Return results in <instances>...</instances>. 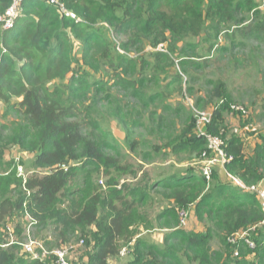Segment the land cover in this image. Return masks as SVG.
Masks as SVG:
<instances>
[{"label":"trees","instance_id":"1","mask_svg":"<svg viewBox=\"0 0 264 264\" xmlns=\"http://www.w3.org/2000/svg\"><path fill=\"white\" fill-rule=\"evenodd\" d=\"M61 1L80 21L61 16L45 2L28 0L14 28L0 29V102L6 108L4 117L18 114L21 118L10 128L0 127V169L12 168L0 173V264L56 262L53 254L39 260L28 255V259L21 253L19 241L11 240L10 224L13 235L22 234L23 226L16 221L20 214L30 215L37 221L35 227L50 232L43 240L49 252L74 242L91 247L81 264H111L127 246L131 248V264H264V211L258 195L233 181L211 183L202 169L187 167L153 179L134 165L114 160L104 152V134L86 133L92 126L86 116H92L93 111L78 98V94L92 92L96 84L89 81L93 78L90 72L102 70L100 67L114 71L116 86L132 88L133 97H142L144 74L151 70L165 73L178 47L204 32L218 36L236 27L246 38L261 37L264 11H258L260 4L256 0ZM9 6L10 0H0V16ZM252 13L255 20L240 28ZM100 24H107L110 30L98 28ZM109 31L124 53L111 41ZM75 40L83 44L82 62L74 56ZM147 47L153 50L148 54L153 63L141 59L142 55L133 58L127 54H140ZM81 64L83 70L90 71L77 77L74 70ZM136 72L134 78L142 77L135 79L134 86L127 76ZM208 93L210 102L217 104L206 130L227 139L226 154L233 157L223 168L227 179L232 176L247 187L258 186L264 180V136L253 151H246L237 136L228 139L226 113L231 98L220 81ZM93 100L99 98L94 96ZM196 119L187 116L181 131L167 125L171 142L154 146L144 158L150 160L153 151H165L184 154L191 161L196 154L210 152L207 139L196 131ZM126 144L131 152L138 150V141ZM14 147L33 155L31 171L35 173L26 183L17 176L15 158L7 161ZM100 163H111L123 176L138 180L119 184L114 178L104 190L93 183V173L86 171ZM105 173L112 174L110 170ZM212 178L215 181L218 175L212 174ZM155 189L164 190L162 194L172 202L159 215V220H166L162 228L169 233L161 245L138 239L133 246L138 235L133 226L141 222L148 227V219L140 217L139 208L153 198ZM192 207L198 221L208 225L204 232L179 229V213ZM244 231L251 232L256 243L252 250L244 241L236 246L228 243L229 237ZM215 242L221 245L220 250L213 248ZM236 248L239 256H234Z\"/></svg>","mask_w":264,"mask_h":264},{"label":"rangeland","instance_id":"2","mask_svg":"<svg viewBox=\"0 0 264 264\" xmlns=\"http://www.w3.org/2000/svg\"><path fill=\"white\" fill-rule=\"evenodd\" d=\"M256 1L262 7L258 11H264V0ZM254 20L255 15L252 13L250 20L246 21L240 28ZM98 28L110 30L107 24H100ZM109 34L118 51L124 53L118 47L119 43L114 39L111 31ZM74 46V56L82 62L83 53L81 49L83 44L75 40ZM159 50L165 52L163 49ZM150 52L153 50L147 47L140 54L136 52L127 54L133 58L142 55L141 59L153 63L148 57ZM157 66L162 67L158 64ZM98 68L99 66H95V69ZM85 69L83 70L82 64L76 65L74 72L77 73L78 77L83 75L85 71H90ZM100 69L102 70L90 72L93 78H89V81L94 80L96 84L93 86L92 92H85L83 96L78 94L82 103L93 111L92 116H86V120L92 122L91 128L86 133L104 134L102 140L108 145L103 146L105 154L113 156L114 160L121 161L123 164L129 163L136 166L138 170L148 173L153 179L162 178L161 175L168 177L183 171L187 167L200 170L208 160L216 158L215 153L211 151L200 155L196 154L191 161L187 160V156L184 154H168L165 151H163L164 153H155L153 151L151 153L152 158L147 160L144 158V153L150 152L154 146H162L165 142H171L173 137L165 129L167 125L171 124L174 130L181 131L185 126L184 121L187 116L192 115L197 118L200 113L212 112L217 101L211 103L208 92L214 89L219 81L224 83L226 87L231 98L229 103L244 107L248 111L246 117L231 109L226 113L228 139L231 136L242 139L246 151H253L257 145L261 144L260 136H264V33L259 38L254 36L246 38L242 35V30L232 27L227 33L218 36L209 31L204 32L198 38L187 40L184 46L178 47V53L165 73L151 70L144 74L140 85L143 95L137 99L131 95L132 88L127 89L115 85L113 81V74L115 73L112 69L108 67H100ZM138 72L127 76V79L134 83V86H137L135 79L142 77L136 76L134 78ZM94 96H97L99 100H93ZM14 101L18 100L15 99ZM5 110L6 108L3 106L0 109V127L10 128L13 123L21 118L18 114L4 117ZM95 127H100L105 132L95 129ZM132 139L139 142L136 152H131L126 144ZM14 158L19 159V163L29 176L32 172L33 155L14 147L10 150L7 161ZM1 168L0 173L10 172L12 169ZM107 170H110L112 174L106 176ZM86 171L93 173V183H98L104 187V190L107 189L108 182L114 178L119 184L125 181L135 183L138 180L131 176H123L121 172L113 168L111 163L107 165L100 163L94 168H87ZM142 173L138 175L139 179ZM214 174L215 176L218 175V178L215 181L212 178L211 183H216L218 180L233 181L230 177L227 179L221 164L213 166ZM260 190H264V183ZM152 193L153 198L139 208L140 217L148 219L147 225L150 228L145 227L141 222H137L133 226V230L138 231L135 241L131 244L133 246L138 239L161 245L169 233L168 229L162 228L166 220H159V215L164 213L172 202L169 201L167 194H162L165 193L164 190L155 189ZM194 210V207L191 210H186L189 212L187 224L182 227L179 222V229L186 232H204L206 230L208 225L198 221ZM181 213H179V221ZM16 221L22 224L23 231L20 236L13 235V240L19 241L21 253L28 257L31 254L27 253L25 246L32 241L43 243L44 238L48 237L50 232L42 231L37 227H33L29 231V220L27 216L22 214L18 215ZM9 226L13 227L12 224ZM249 235L250 233L245 238ZM75 243L71 244L76 247L70 254L71 262L73 264L85 263L87 260L85 253L91 247L86 246V244L78 246V243ZM213 248L220 250L221 245L215 242ZM130 249L129 246L121 249L120 257L118 259L113 258L111 264L133 263ZM247 258L250 259L251 257L248 256ZM28 259L30 258L28 257Z\"/></svg>","mask_w":264,"mask_h":264},{"label":"built area","instance_id":"3","mask_svg":"<svg viewBox=\"0 0 264 264\" xmlns=\"http://www.w3.org/2000/svg\"><path fill=\"white\" fill-rule=\"evenodd\" d=\"M28 0H10V6L5 12V14L0 16V29L3 30H11L15 26L16 19L18 18L19 14L22 11L23 4ZM42 2H45L46 4L55 7L59 14L61 16L68 17L70 19H73L75 21H80L78 16L73 13L71 10H69L66 5L61 0H39ZM223 103H220V105ZM2 108V104L0 102V109ZM230 109L236 113L241 114L242 116L246 117L248 114V111L244 107H240L237 105H230ZM1 112V111H0ZM212 113L206 112V113H200V116L197 120V133L205 137L207 139L208 143V150L211 152H214L216 155V158L212 160H208L204 167L202 168V175L210 181L212 174H213V166L216 164H221L222 168L225 167V165L230 162L233 157H230L226 154V141L220 137V136H213L209 134L205 126L206 124H209L211 122ZM15 169L17 172V176L23 180L24 183H26L27 179L30 175H32L34 172H30V175L27 176L24 168L19 163V159L15 158ZM38 173V172H37ZM236 185L239 187L254 192L258 195L259 199L261 200V204L264 210V190H260V187L258 186H251L247 187L240 179L234 178L230 176ZM264 183V180L263 182ZM27 219L29 220L28 224V230L31 231L35 225H37L36 219L31 217L30 215L26 214ZM189 213L187 211H182L180 215V225L184 227L187 224ZM8 232L10 233V238L13 240V227H8ZM249 234V231L240 232L238 234H235L228 238V242L232 245H236L239 241H244L246 245L250 249H254L256 247L254 241L251 239L250 235L246 237V235ZM83 243H80V245ZM78 245V246H80ZM75 246L70 247H63L61 249H56L54 251L49 252L47 249L44 248L43 243L39 241H32L29 244L25 246L27 253L31 254L30 258L33 260H39L46 258L48 255L53 254L56 257L55 264H71L69 260L70 252L74 249ZM235 256H238V252H235Z\"/></svg>","mask_w":264,"mask_h":264},{"label":"clouds","instance_id":"4","mask_svg":"<svg viewBox=\"0 0 264 264\" xmlns=\"http://www.w3.org/2000/svg\"><path fill=\"white\" fill-rule=\"evenodd\" d=\"M230 105H231V104H230ZM230 105H229V106H230ZM2 106H3V104H2ZM218 106H220V103H219ZM1 111H2V110H1ZM205 113H206V112H205ZM211 113L213 114V111H212ZM199 116H200V114L198 115V117H197L196 120H198ZM196 125H197V121H196ZM206 125H207V124H206ZM205 129H206V126H205ZM196 131H197V126H196ZM206 131H207V130H206ZM207 132H208V131H207ZM199 136H200V135H199ZM201 137H202V136H201ZM32 172H34V171H32ZM34 173H35V172H34ZM34 173H33V174H34ZM36 173H37V172H36ZM38 173H39V172H38ZM30 176H31V175H30ZM30 176H29V177H30ZM229 177H230V176H229ZM230 178H231V177H230ZM234 178H235V177H234ZM210 180H211V179H210ZM234 183H235V182H234ZM261 184H263V183H261ZM261 184H259L258 187L261 188V186H260ZM237 186H238V185H237ZM250 192H251V191H250ZM253 193H254V192H253ZM255 194H256V193H255ZM256 195H257V194H256ZM261 205H262V204H261ZM262 208H263V207H262ZM182 211H183V210H182ZM182 211H181V212H182ZM184 211H186V210H184ZM263 211H264V210H263ZM187 212H188V211H187ZM188 213H189V212H188ZM180 226H181V225H180ZM249 233H250V237H251V236H252V235H251V232H249ZM251 239H252V237H251ZM228 243H229V242H228ZM254 243H255V242H254ZM231 245H232V244H231ZM236 245H237V244H236ZM236 245H233V246H236ZM255 245H256V243H255ZM248 248H249V247H248ZM251 250H252V249H251ZM235 252H238V249H237V248H236ZM235 252H234V256H235ZM238 256H239V254H238Z\"/></svg>","mask_w":264,"mask_h":264},{"label":"crops","instance_id":"5","mask_svg":"<svg viewBox=\"0 0 264 264\" xmlns=\"http://www.w3.org/2000/svg\"><path fill=\"white\" fill-rule=\"evenodd\" d=\"M1 104H3V103H1ZM3 107H4V105H3ZM8 155H9V154H8ZM7 159H8V156H7ZM261 185H262V184H261ZM261 185H260V186H261Z\"/></svg>","mask_w":264,"mask_h":264}]
</instances>
